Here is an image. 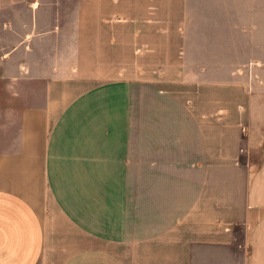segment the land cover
Returning <instances> with one entry per match:
<instances>
[{
    "label": "crops",
    "instance_id": "1",
    "mask_svg": "<svg viewBox=\"0 0 264 264\" xmlns=\"http://www.w3.org/2000/svg\"><path fill=\"white\" fill-rule=\"evenodd\" d=\"M0 264H264V0H0Z\"/></svg>",
    "mask_w": 264,
    "mask_h": 264
},
{
    "label": "rangeland",
    "instance_id": "2",
    "mask_svg": "<svg viewBox=\"0 0 264 264\" xmlns=\"http://www.w3.org/2000/svg\"><path fill=\"white\" fill-rule=\"evenodd\" d=\"M60 2H62V3H69V2H76V0H60Z\"/></svg>",
    "mask_w": 264,
    "mask_h": 264
}]
</instances>
